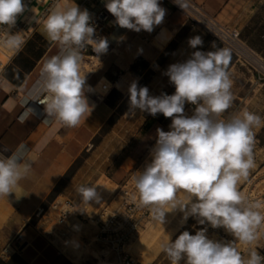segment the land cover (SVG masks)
Masks as SVG:
<instances>
[{
    "label": "clouds",
    "instance_id": "clouds-1",
    "mask_svg": "<svg viewBox=\"0 0 264 264\" xmlns=\"http://www.w3.org/2000/svg\"><path fill=\"white\" fill-rule=\"evenodd\" d=\"M27 8L24 0H0V30L4 33L0 47L20 48L19 33L10 34V29ZM105 8L119 27L135 32L151 33L166 15L160 0H106ZM90 21L89 11L81 10L74 0L71 4L56 0L42 21L44 33L59 51L44 62L25 103L44 105L45 123L54 120L75 128L91 116L93 107L81 74L82 53L91 46L97 56L104 54L108 41L94 38L96 30ZM188 45L198 49L203 39L190 37ZM231 60L228 49L196 50L187 60L168 67L165 74L175 86L174 94L151 96L147 87H138L135 81L128 89L130 115L135 116L138 109L171 118L169 131L157 129L151 162L131 176L137 207L147 208L161 225L167 212L178 209L184 221L191 216L200 225L224 228L234 237L231 242L213 241L206 227L195 235L183 231L174 241L168 235L159 247L170 264L182 260L185 264H264V256L253 247L264 236V201L250 200L240 191L255 167L254 129L264 126V117L244 109L224 118L234 101ZM6 85L7 81H0V88ZM186 103L195 106L191 115L185 112ZM34 115L35 110L27 107L20 122ZM30 169L25 144L7 157L0 152V198L8 197ZM75 190L84 204L101 200L95 185H80ZM237 242L246 246L244 254Z\"/></svg>",
    "mask_w": 264,
    "mask_h": 264
},
{
    "label": "crops",
    "instance_id": "crops-1",
    "mask_svg": "<svg viewBox=\"0 0 264 264\" xmlns=\"http://www.w3.org/2000/svg\"><path fill=\"white\" fill-rule=\"evenodd\" d=\"M47 1L49 3L38 11V21L21 36L20 48L11 50L0 66V81H7V85L0 88V152L10 156L23 143L31 160L26 177L8 197L0 198V264H65L67 261L74 264L53 242L31 227L32 212L68 175L87 146H92L103 131L113 127L129 111L128 89L132 82H137L139 87L152 68L164 70L189 58L193 51L199 50L189 47L190 37H209L163 0L160 5L166 15L151 33L119 27L105 8L106 0H74L81 10L89 11L90 23L97 20L94 38L107 39L108 49L97 56L89 46L82 53L81 64L86 62L91 67L84 75L85 95L93 110L79 127L67 128L54 120L45 123L44 109L35 101L25 103L44 62L59 51V46L51 42L43 30L42 21L56 3V0H41L39 5ZM195 1L221 23L238 28L241 40L264 58V0ZM62 2L71 4L73 0ZM2 32L0 30V34ZM12 32L18 30L13 27L10 34ZM101 82L105 83L101 86L103 91H97ZM27 107L33 108L35 115L21 123L20 117ZM155 124L163 127L162 123L153 122L141 134V140ZM156 135L157 131L150 140ZM7 243L12 244L11 252L3 248ZM258 243L264 244V236Z\"/></svg>",
    "mask_w": 264,
    "mask_h": 264
},
{
    "label": "rangeland",
    "instance_id": "rangeland-1",
    "mask_svg": "<svg viewBox=\"0 0 264 264\" xmlns=\"http://www.w3.org/2000/svg\"><path fill=\"white\" fill-rule=\"evenodd\" d=\"M23 29L25 28H20L17 33L24 35L26 31ZM213 43L215 47L212 46ZM204 44L199 50L215 51L217 48H222L215 40ZM10 51L7 50L6 53H10ZM231 62L233 65L229 66V71L233 79L234 101L232 107L223 114L224 118L244 109L264 117V80H258L253 71L246 65L235 61L233 55ZM90 69V65L86 62L81 64L82 75ZM167 69L168 67L164 70L159 67L152 68L139 84V87H147L151 96L174 94L175 86L170 83L169 77L165 74ZM167 77L168 79H166ZM103 84L105 83L101 82L96 90L103 91L101 88ZM194 107V105L190 106L186 103L185 112L191 115ZM148 114L138 109L135 116L130 115L129 111L123 114L113 127L103 131L96 138L92 146H87V150L75 161L68 175H65L55 190L32 212L31 227L39 234L47 237L49 241L54 242L66 256L68 255V258H70L68 250L63 251V247L66 242H76L75 244L81 250L79 258L81 264H108L106 259L109 257V253L95 239L96 228L92 217L104 206H107L108 209L116 206L119 197L116 196L115 198L116 192L121 193L123 189L130 190L133 198L135 189L131 182V176L137 171H143L146 164L151 162L150 152L158 138L156 135L154 140H150L151 135L158 128L164 131L170 130L171 118H166L158 113L154 117H163V127L155 124L147 136L141 140V127ZM254 132L256 140L254 147L255 167L250 170L248 181L240 185V191L248 198L258 197L260 193L264 192V126L254 129ZM98 181L105 184L107 192L100 193L97 189L100 194H104L103 196L100 195V202L91 201L89 204H84L75 189L80 185H95L98 188L101 184ZM178 195L183 196V193ZM66 203L71 205V215L63 222H59V212ZM73 221L79 223L77 231L68 228ZM202 227L208 229L207 236L209 239L216 242L219 240L218 228L213 229L208 224L200 225L191 216L187 221H184L183 213L178 209L165 214L163 225L154 221L150 214L143 226L128 242L126 249L132 254L136 264H170L166 255L160 250L161 241L167 240L168 235L174 241L183 231L195 235L196 231ZM221 229L225 235L232 236L224 228ZM139 233H143L145 237L142 245L137 244L136 237L139 236ZM223 242H226V238ZM3 248L5 252H11L12 244L7 243ZM180 264H185V261L182 260Z\"/></svg>",
    "mask_w": 264,
    "mask_h": 264
},
{
    "label": "built area",
    "instance_id": "built-area-1",
    "mask_svg": "<svg viewBox=\"0 0 264 264\" xmlns=\"http://www.w3.org/2000/svg\"><path fill=\"white\" fill-rule=\"evenodd\" d=\"M163 1L181 11L188 21L197 25L222 48L230 50L234 60L250 68L258 80H264V58L249 48L241 40L238 28L221 23L195 0H177L178 3L187 4L185 9H183L176 0ZM30 2L31 0L25 1L27 5H30ZM37 5L39 4L37 3ZM37 14L38 10L36 7V13L34 14L32 24L38 21ZM100 16L103 17L102 13ZM96 23L97 20H94L91 24L94 26ZM13 27L17 30H19V28H26V23L17 17ZM12 34L16 33L12 32ZM35 102L44 109V105L39 104L37 101ZM190 106L193 105L190 104ZM116 196L119 197L115 207L108 209L107 206H104L92 217V221L96 228L95 239L107 249L109 257L106 259V262H108V264H136L134 257L126 247L151 213L147 208L141 209L137 207L138 200L132 198V192L130 190L123 189L121 193L116 192L115 198ZM249 199L264 201V192L260 193L258 197L254 196ZM70 208V203H66L61 208L58 215L59 222H63L70 217ZM68 228L72 231H77L79 229L78 221H73ZM217 235L219 236L217 242H223L225 238L226 242L234 240V237L225 235L221 228H218ZM258 242H260V240ZM258 242L253 245V247H255L260 255L264 256V244L261 245V243ZM237 243L241 245L239 242ZM241 246L242 248L240 251L243 254L246 246Z\"/></svg>",
    "mask_w": 264,
    "mask_h": 264
},
{
    "label": "bare ground",
    "instance_id": "bare-ground-1",
    "mask_svg": "<svg viewBox=\"0 0 264 264\" xmlns=\"http://www.w3.org/2000/svg\"><path fill=\"white\" fill-rule=\"evenodd\" d=\"M36 2L38 3V4H41L42 2H41V0H36ZM44 4V3H43ZM33 9H34V11H33ZM36 13V6H34V5H30L29 6V8L24 12V13H22V14H20L18 17H19V19L20 20H23V21H25V23H26V28L25 29H23V31H26V30H29L30 28H31V24H32V22H33V17H34V14ZM12 30V28L10 29V31ZM3 35H4V33L2 32L1 33V35H0V38H2L3 37ZM22 36V34H20V37ZM7 50H9V49H6V48H4V47H0V66L3 64V62H4V60L6 59V57H7V53H6V51ZM103 177V176H102ZM103 180H105L104 179V177H103ZM100 181H101V178H100ZM99 182V181H98ZM104 182H106V180L104 181ZM99 183H101V182H99ZM98 183V184H99ZM110 183V182H109ZM97 184V183H96ZM106 186H105V184H100L99 186H98V190H99V192L100 193H102V192H107L106 191ZM107 194V193H106ZM100 195H104V194H100ZM106 196V195H105ZM54 205V204H53ZM53 207V206H52ZM57 207V206H56ZM147 225H148V223H147ZM54 231V230H53ZM58 237V236H57ZM137 238V244H139V245H142V243H143V239L145 238L144 237V234L143 233H139V236L138 237H136ZM53 241V240H52ZM56 241H57V239H56ZM55 241V242H56ZM58 242V241H57ZM56 242V243H57ZM54 243V242H53ZM63 243V242H62ZM76 243V242H75ZM75 243H69V242H66V244H65V246L63 247V251L66 249V251L68 250V254H69V259H71V261H73V263L75 264H81L80 263V261H79V258H80V253H81V250L79 249V247L75 244ZM64 244V243H63ZM127 246H128V244H127ZM82 252H84V251H82ZM67 253V252H66ZM106 255V254H105ZM68 256V255H67ZM100 259V258H99Z\"/></svg>",
    "mask_w": 264,
    "mask_h": 264
},
{
    "label": "trees",
    "instance_id": "trees-1",
    "mask_svg": "<svg viewBox=\"0 0 264 264\" xmlns=\"http://www.w3.org/2000/svg\"><path fill=\"white\" fill-rule=\"evenodd\" d=\"M211 40H213L211 37H205L204 43H207L208 41H211ZM204 43H203V46L205 45ZM155 121H158V122H160L162 124L164 123L163 117L155 118L154 116L148 114L146 116L145 121H144V125L141 128L142 133ZM65 264H72V263L67 261Z\"/></svg>",
    "mask_w": 264,
    "mask_h": 264
},
{
    "label": "water",
    "instance_id": "water-1",
    "mask_svg": "<svg viewBox=\"0 0 264 264\" xmlns=\"http://www.w3.org/2000/svg\"><path fill=\"white\" fill-rule=\"evenodd\" d=\"M49 3V1H47V2H45L43 5H37V2H36V0H31V2H30V5H34V6H36L37 7V10L38 11H41L47 4ZM29 5V6H30ZM29 6H28V8H29ZM27 8V9H28ZM18 22V21H17Z\"/></svg>",
    "mask_w": 264,
    "mask_h": 264
}]
</instances>
